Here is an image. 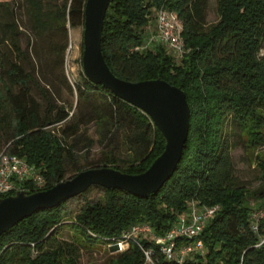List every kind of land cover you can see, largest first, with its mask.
Returning a JSON list of instances; mask_svg holds the SVG:
<instances>
[{
	"label": "trees",
	"instance_id": "trees-1",
	"mask_svg": "<svg viewBox=\"0 0 264 264\" xmlns=\"http://www.w3.org/2000/svg\"><path fill=\"white\" fill-rule=\"evenodd\" d=\"M25 2L38 30L67 31V24L84 26L87 0ZM217 3L219 20L209 25L210 0H111L102 50L112 71L130 81L162 78L187 94L191 125L181 161L161 189L147 197L120 188L92 186L103 191V198L86 201L70 223L67 203L72 198L36 211L0 236V264H79L82 248H90L100 238L107 241L109 249L112 238L120 237L134 224L148 223L155 233L164 235L192 201L220 208L200 235L205 253L183 264H264V216L253 219L256 211L264 212V0ZM162 8L176 13L182 23L187 51L181 59L163 44L144 47L149 35L146 30ZM8 25L18 29L16 23ZM12 44L16 58L9 63L8 81L1 80L0 90V129L6 131L11 143L0 155L23 158L44 177L42 187L32 180L22 182V187L33 193L67 179L68 162L77 165L76 144L68 143L65 137H76L83 121L66 126L59 134L55 132V126L67 120L70 113L62 108L56 115H49L53 110L49 103L48 113L41 114L29 88L30 82H38L20 62L24 51L14 40ZM67 47L54 45L56 52L62 50L61 63ZM76 88L79 99L85 101L97 95L104 97L110 111L97 114V120L111 124L110 130L126 132L131 154L125 164L118 165V159L111 157L95 167L112 166L132 174L146 171L166 145L151 118L110 89L91 82L85 74L84 82ZM229 128L238 132L246 151L258 153L261 178L255 190L236 179ZM88 168L77 167L73 176ZM65 226L78 233L72 240L62 238ZM191 241L183 238L178 244ZM140 242L152 245L146 239ZM115 253L117 257L108 264L143 262L138 238L123 252ZM159 264L176 263L160 257Z\"/></svg>",
	"mask_w": 264,
	"mask_h": 264
},
{
	"label": "rangeland",
	"instance_id": "rangeland-1",
	"mask_svg": "<svg viewBox=\"0 0 264 264\" xmlns=\"http://www.w3.org/2000/svg\"><path fill=\"white\" fill-rule=\"evenodd\" d=\"M59 3L62 0H53ZM219 20L217 0H210L207 12L209 25ZM16 23L18 29L14 30L8 24ZM156 18L153 17L152 26L146 33L156 29ZM83 26L71 27L67 24L65 29L38 30L34 28L29 16V8L25 0H0V90L1 80L8 81L6 69L9 63L16 58V50L12 44L14 40L24 51L20 62L26 72H31L38 82L29 83L31 95L40 105L41 114H47L49 103L53 110L49 115H56L65 108L70 116L62 124L55 127L59 134L62 129L70 124L83 121L77 136L65 137L68 143L76 144L77 165L67 164V178L75 174L77 167H95L107 163V159H118V165H124V160L130 156L126 142V132L119 128L111 129V124L97 120L98 115L108 114L109 105L106 99L97 95L92 101L79 99L76 84L84 82L82 66L83 56ZM64 62L61 63V49L56 52L54 45H66ZM167 48V47H166ZM168 49V48H167ZM170 52V50H169ZM171 53V52H170ZM176 59L181 56L175 55ZM20 86H15L18 91ZM98 114V115H97ZM100 116V115H99ZM3 118L0 113V119ZM110 130V131H109ZM231 140V154L235 166V176L239 183L252 190L260 186L261 171L257 166V152L246 151L244 143L234 128H229ZM8 134L0 129V153L7 150L11 142L7 141ZM28 163V162H27ZM29 164V163H28ZM104 196L100 188L92 187L91 190L70 199L67 203L68 223L74 221L75 216L86 201H95ZM251 204L254 203L250 198ZM264 216V212L256 211L253 219L256 221ZM78 234L70 226H65L62 238L72 240ZM86 241L88 242L87 238ZM117 257L114 250L107 249V241L96 239L90 248H82L79 264H108L112 258Z\"/></svg>",
	"mask_w": 264,
	"mask_h": 264
},
{
	"label": "water",
	"instance_id": "water-1",
	"mask_svg": "<svg viewBox=\"0 0 264 264\" xmlns=\"http://www.w3.org/2000/svg\"><path fill=\"white\" fill-rule=\"evenodd\" d=\"M111 0H87L83 30L82 66L86 77L147 114L165 137L164 151L138 174L112 166L93 167L57 182L49 189H25L0 197V236L38 210L53 208L92 186L120 188L139 197L158 192L175 173L183 156L191 125L186 92L162 78L130 81L115 74L102 50L105 17Z\"/></svg>",
	"mask_w": 264,
	"mask_h": 264
},
{
	"label": "built area",
	"instance_id": "built-area-1",
	"mask_svg": "<svg viewBox=\"0 0 264 264\" xmlns=\"http://www.w3.org/2000/svg\"><path fill=\"white\" fill-rule=\"evenodd\" d=\"M155 18L156 29L149 32L144 47L163 44L174 56L183 57L187 50L182 37V23L176 13L162 8L156 11ZM26 180H32L37 187H42L45 182L44 177L25 159L17 155L1 154L0 197L24 189L22 182ZM219 208L220 205L209 206L192 201L189 208L178 216L172 228L164 235L155 233L148 223H137L124 231L120 237H113L108 248L123 252L132 240L138 238L143 255L141 264H159L160 257L168 262L183 264L188 258L205 253V245L200 235ZM253 228L257 230L258 225L254 224ZM183 238L193 241L179 245V240ZM143 239L150 241L152 245H143L140 242Z\"/></svg>",
	"mask_w": 264,
	"mask_h": 264
}]
</instances>
